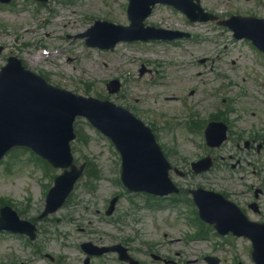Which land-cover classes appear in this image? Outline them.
<instances>
[{"label":"rangeland","instance_id":"374dc122","mask_svg":"<svg viewBox=\"0 0 264 264\" xmlns=\"http://www.w3.org/2000/svg\"><path fill=\"white\" fill-rule=\"evenodd\" d=\"M12 3L0 6V45L6 48L0 55V69L9 56H15L54 86L75 94L109 100L129 110L144 123L160 129V141L162 138L164 142L173 143L174 139L180 138L181 148H185L192 158L201 152L197 147L198 139L193 144L189 139L198 136L190 135L183 122L192 114L198 118L196 120L206 119L215 104L222 106L224 98L237 111L229 115L236 132L264 135V56L247 41H236L229 30L216 23L191 24L174 9L158 6L146 21L147 26L186 31L194 38L174 44L121 43L114 52H108L89 48L85 38L79 36L96 21L129 25L127 0H49L46 4L35 0H13ZM202 3L206 10L222 17L239 14L264 18V0H202ZM42 53L43 61L31 63L32 57ZM206 58L210 59L208 65L200 64L199 61ZM142 65L151 72L141 76ZM112 80H119L123 85L118 94L108 93L106 86ZM192 91H196L193 96ZM213 94L219 95V98H211ZM174 98L177 100L172 101ZM77 125L83 134L81 141L76 143L75 157L81 163L86 159L92 160L90 178L79 183L74 195L80 206L64 209L41 225L43 232H49L41 236L37 243L44 251L41 256L26 246L24 238L0 234V264H52L45 259V253L55 257L64 255L66 264H80L76 260L83 258L79 254V243L91 238H104L112 231L118 232L91 211L85 212V206L97 204L102 207L120 193L124 198L119 203V215L126 218L125 214L132 209V213L140 217L136 222L128 217L123 234L133 235L135 230H140L145 242L161 240L165 233L172 237L181 236L177 230L169 232L158 221L157 218L162 215L132 208L133 203L142 204L148 200L124 193L118 183L119 157L114 146L87 120L79 119ZM216 155L221 160L225 158V161L216 166L212 176L192 177L188 184H204L235 194V188L239 192L251 183L264 181V149L259 155L254 151H239L229 140ZM237 159L242 161V167L234 170L231 165ZM16 160H11L13 163L8 169L4 166L0 169V204L11 203L22 217L34 219L42 211L54 179L61 171L31 163L28 157L23 161ZM255 168L261 172L258 179L250 176ZM222 175L230 177L225 180ZM86 182L93 187H87ZM67 213L79 220L81 226H73L71 220L65 224L59 221ZM81 228L85 229L84 233ZM60 233L71 235L69 249L64 251L58 241ZM117 237L122 236L117 233L102 242L110 243ZM188 250L187 258L194 261L192 264H206L203 256L197 255L195 245ZM221 256L224 264L232 262L228 254ZM241 258L245 264L252 262L248 255ZM97 264L110 263L104 261Z\"/></svg>","mask_w":264,"mask_h":264},{"label":"water","instance_id":"95a60500","mask_svg":"<svg viewBox=\"0 0 264 264\" xmlns=\"http://www.w3.org/2000/svg\"><path fill=\"white\" fill-rule=\"evenodd\" d=\"M157 4L171 5L193 22L212 20L201 9L199 0H130L128 14L131 26L123 28L104 24L112 31L109 42L101 39L89 41V44L113 48L121 40H174L189 37L144 27V21ZM222 24L231 28L237 38H248L264 51L263 20L239 17ZM109 89L112 93L118 92V82L109 85ZM78 116L88 118L116 144L124 158L123 179L131 190L159 195L173 192L174 187L168 177L169 166L150 129L129 112L110 102L84 98L52 87L43 78L21 68L18 61L11 60L0 73V161L11 148L21 145L32 148L57 167H72V172L58 179L49 197L46 213L55 211L61 205L83 171V167L79 171L72 165L69 145L75 139L73 124ZM224 135L225 131L218 139V145L224 141ZM204 195V200L198 204L205 220L225 232L239 228L235 219L240 214L233 205L219 195ZM21 226L26 227L14 213L9 209L3 211L0 230L17 232L21 231ZM254 239L259 245L264 243L260 234ZM255 259L258 264H264V248Z\"/></svg>","mask_w":264,"mask_h":264},{"label":"flooded vegetation","instance_id":"af4514ba","mask_svg":"<svg viewBox=\"0 0 264 264\" xmlns=\"http://www.w3.org/2000/svg\"><path fill=\"white\" fill-rule=\"evenodd\" d=\"M228 110L220 109L211 116L209 121L213 122H224L230 126V122L227 119ZM202 123H208L205 120ZM238 139L243 140L245 138L246 142L250 143L251 149H258L263 135L255 132H250L249 135L239 134L235 135ZM234 136V139H235ZM166 146H168V152L171 158L180 163V167H183L181 163H185L190 160L191 157L186 153L187 150L181 148L180 139H174L173 143L166 141ZM182 146H184L182 144ZM198 160V159H197ZM214 161L216 159H213ZM241 166V161L238 160L237 167ZM176 174V173H174ZM261 172L254 170L252 175L257 179ZM188 174L182 175L181 178H186ZM193 187L181 188V191L177 195L167 197L165 205L158 210V213H164L163 222L169 228L178 227H192L195 228V238L185 235L184 238H171L169 240L159 241L157 244L153 245L151 248L144 250L135 251L132 249L131 242L125 241V246L128 248L129 252L136 257L140 264H192L194 261L188 260L187 254L189 253L188 248L190 247L193 240H204L209 241L213 237L219 240L216 245L209 244L208 246L196 247L197 255H202L204 261L208 262V258H216L218 264H224L225 260L221 254H228L232 257V264L237 261L238 264H243L240 259L243 255L252 256V244L246 238H239L229 233L227 235H219L216 233L213 225H209L203 222L199 217V212L197 207H195L192 198ZM208 190H212L207 188ZM260 189V191H258ZM236 193L225 196L237 203L243 210V212L248 216L253 222L264 223V181L251 183L249 186L243 188V190L237 191ZM262 190V191H261ZM257 202L259 205L258 211L255 208H251V204ZM174 231V230H173ZM182 232V230L180 231ZM165 236V235H164ZM124 241V240H123ZM243 243L245 245H243ZM88 262L90 260L88 259ZM210 264V263H209ZM252 264H255L254 261Z\"/></svg>","mask_w":264,"mask_h":264},{"label":"bare ground","instance_id":"6f19581e","mask_svg":"<svg viewBox=\"0 0 264 264\" xmlns=\"http://www.w3.org/2000/svg\"><path fill=\"white\" fill-rule=\"evenodd\" d=\"M40 59V56L36 57L35 60H33L32 63H35L36 61H38ZM40 62V61H39Z\"/></svg>","mask_w":264,"mask_h":264}]
</instances>
